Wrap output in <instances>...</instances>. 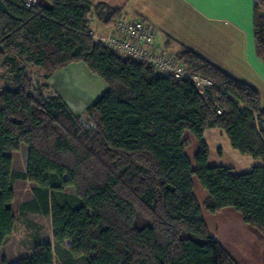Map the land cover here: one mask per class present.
I'll return each mask as SVG.
<instances>
[{"label":"trees","instance_id":"16d2710c","mask_svg":"<svg viewBox=\"0 0 264 264\" xmlns=\"http://www.w3.org/2000/svg\"><path fill=\"white\" fill-rule=\"evenodd\" d=\"M47 1L49 7L28 8L0 0V69L10 76L0 89V247L15 226L9 203L21 178L35 184L21 210L50 217L53 244L37 240L13 264H238L210 233L193 177L208 193L207 211L231 207L264 234L258 90L184 49L177 56L189 72L213 82L204 96L189 79L157 73L91 36V16L109 25L119 10L92 0ZM262 10L264 2L255 0V51L264 59ZM23 56L47 79L82 62L104 81L85 109L88 125L57 93L33 86L19 66ZM211 127L261 164L245 173L209 165L203 133ZM185 131L198 141L194 165ZM20 144L27 146L24 173L13 169L9 153Z\"/></svg>","mask_w":264,"mask_h":264},{"label":"crops","instance_id":"0c3cea01","mask_svg":"<svg viewBox=\"0 0 264 264\" xmlns=\"http://www.w3.org/2000/svg\"><path fill=\"white\" fill-rule=\"evenodd\" d=\"M92 2L119 10L123 18H138L149 23L154 28L155 40L159 47L175 55L184 49L192 50L236 79L248 83L258 90L260 106L264 108V59L256 54L253 33L255 0H92ZM37 5L49 7L50 3L47 0H39ZM94 19L96 21L94 27L90 25L91 31L104 33L111 25H106L95 17ZM72 64L74 63L64 68L70 67L71 71ZM73 71L77 74L75 70ZM99 79L101 91L96 96L106 89L104 81ZM183 138L188 142L185 152L190 162L192 158L191 163L194 165L198 141L189 131L184 132ZM203 139L209 149L208 163L211 166L221 165L231 168L234 173H245L261 164L260 159L241 154L234 149L226 133L220 128H206ZM193 189L194 191L197 189L195 196L210 233L225 248L219 228L224 229L226 233L232 221L243 231L251 227L231 207L222 208L216 213L207 211L203 207V202L208 193L195 176ZM208 223H211L212 227ZM250 230L264 237V234L255 228L252 227ZM242 235L245 237L243 242L247 243L246 234L243 232ZM40 241L53 244L52 231L49 239ZM70 245V240L64 241L65 248H69Z\"/></svg>","mask_w":264,"mask_h":264},{"label":"rangeland","instance_id":"374dc122","mask_svg":"<svg viewBox=\"0 0 264 264\" xmlns=\"http://www.w3.org/2000/svg\"><path fill=\"white\" fill-rule=\"evenodd\" d=\"M95 21L94 17H91V27H94ZM26 59L25 56L20 58L19 66H22L23 70H27L26 76L29 74L33 86L41 89L46 95L57 93L67 103L71 111L81 116L88 125L89 120L85 109L96 94L101 91V80L98 76L91 73L82 62H73L74 64L70 65L73 66L71 71L70 67L62 68L47 79L40 68L27 63ZM9 78V74L0 69V89L4 86V80ZM9 153L12 155L13 169L24 173L26 171L27 146L20 144L17 151ZM191 164L193 165V163ZM34 187V183L25 179L14 180V198L9 206L15 215V226L0 247V264L15 263L19 257L31 250L37 240H47L51 235L49 216L21 210L23 203L33 199L32 190ZM66 192L75 193L72 187H68ZM193 192L196 195L197 189L195 191L193 189ZM208 225L212 227L211 223ZM238 226L232 221L231 227L226 229V233H224V229L219 228V234L223 236V238L220 237L221 241L225 244L228 252L238 264H264V237H260L250 230L252 227L243 231ZM243 232L246 234L247 243L243 242L245 239L242 235ZM56 264H59L58 259H56Z\"/></svg>","mask_w":264,"mask_h":264},{"label":"built area","instance_id":"2783aa9c","mask_svg":"<svg viewBox=\"0 0 264 264\" xmlns=\"http://www.w3.org/2000/svg\"><path fill=\"white\" fill-rule=\"evenodd\" d=\"M29 8L39 0H22ZM264 2V0H261ZM264 14V10H262ZM91 36L117 54L135 62H144L155 72L167 74L178 80H190L198 92L207 95L213 82L205 76L189 72L177 55L159 47L155 40L154 28L138 18H117L104 33L90 31ZM220 113L221 109H217Z\"/></svg>","mask_w":264,"mask_h":264}]
</instances>
